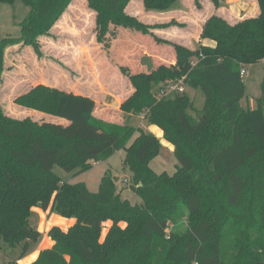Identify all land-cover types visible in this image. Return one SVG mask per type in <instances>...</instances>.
Segmentation results:
<instances>
[{
    "label": "trees",
    "instance_id": "obj_1",
    "mask_svg": "<svg viewBox=\"0 0 264 264\" xmlns=\"http://www.w3.org/2000/svg\"><path fill=\"white\" fill-rule=\"evenodd\" d=\"M23 1L30 10L21 36L6 37L0 45L30 44L38 52L39 36L50 34L71 0ZM88 1L100 18L129 17V0ZM176 1L145 0L148 8L160 10ZM213 1L220 6V0ZM256 1L258 14L235 24L211 15L202 37L215 46L192 49L166 40L178 65H159L121 105L124 113L143 114L163 130L179 162L172 174L151 166L161 153L160 138L143 127L96 116L92 96L39 84L16 98L77 123L68 125L71 131L76 126L73 136L63 135L61 129H68L57 124L9 115L1 102L5 62L0 58V249L21 247L24 256L42 238L30 223L33 207L51 206L76 222L67 230L53 226L49 235L55 244L31 264H264V77L256 107L242 104V71L264 59V0ZM173 24L182 23L153 27ZM184 76L204 95L195 114L186 91L157 96L162 83ZM122 149L141 203L116 194L111 172L93 192L55 171L60 167L75 176ZM185 210L189 218L183 225L176 214ZM170 220L177 227L168 231Z\"/></svg>",
    "mask_w": 264,
    "mask_h": 264
},
{
    "label": "rangeland",
    "instance_id": "obj_2",
    "mask_svg": "<svg viewBox=\"0 0 264 264\" xmlns=\"http://www.w3.org/2000/svg\"><path fill=\"white\" fill-rule=\"evenodd\" d=\"M242 1V5L248 9L246 13L240 11L232 19V11L227 10L225 16L232 24L258 14L256 0ZM182 2L187 6L186 12L183 15L172 14L173 9ZM217 9L213 0H177L166 10L148 8L145 0H129L125 7L129 17L116 20L107 16L100 18L88 0H71L52 26L50 34L39 36L38 52L30 44L0 45V58L5 62L1 102L9 115L30 117L46 123L48 127L57 124L68 129H61L63 135H75L73 131L76 126L71 131L68 125L77 123L16 102L18 96L39 84H45L77 94H91L97 102L96 116L145 128L148 122L143 114L124 113L121 105L159 65H178L177 59L173 60L176 56L175 48L166 40L194 45V49L200 47L198 38L202 37L204 25L211 15L225 18ZM29 10L30 6L23 0H15L13 4L0 2V40L21 36V22ZM172 20L182 24L153 27L156 23H169ZM186 31L190 32L189 35ZM246 70L243 74L246 95L242 104L254 108L257 105L256 99L262 94L264 60L247 65ZM186 93L193 102L190 111L195 114L203 106L204 95L199 89L188 85ZM164 139L163 133L160 138L161 153L151 161V166L157 172L167 170L172 174L179 162L174 154V145ZM126 153L125 149L117 151L109 159L99 164L94 162L91 169L75 176L60 167H56L55 171L71 183H85L93 192L99 190L105 173L111 172L116 176V194L121 193V197L129 199L132 204L141 203L142 197L131 186L132 172L124 166ZM187 212L185 210L176 214L179 219H183L180 221L183 225L187 224L189 218ZM169 222L168 231L177 227L173 220ZM30 223L38 229L36 216L30 217ZM112 223L110 220L104 224L102 239ZM166 234L169 236L171 233ZM8 251L19 253L22 248L5 246L2 251L0 249V264L8 262L5 254Z\"/></svg>",
    "mask_w": 264,
    "mask_h": 264
},
{
    "label": "crops",
    "instance_id": "obj_3",
    "mask_svg": "<svg viewBox=\"0 0 264 264\" xmlns=\"http://www.w3.org/2000/svg\"><path fill=\"white\" fill-rule=\"evenodd\" d=\"M220 3L221 4L219 7L216 6L218 8L217 10L219 12H221V14H224L223 16L227 15V10L232 11V13L230 15V17L232 19H233V16L237 17L236 14H239L240 11L246 13L248 10L246 7H244V5H242V4H244V2L242 0H220ZM186 8H187L186 4L182 2L180 5H178L176 8H174L173 12H171V13L183 15L186 12ZM258 12H259V9H258L257 13ZM225 18L227 19V16H225ZM186 33H188V35H189L190 32L186 31ZM198 41H199V43H198L199 45H201V44L212 45V46L216 45V42L209 39V38L200 37V38H198ZM184 45H186L192 49L195 48L194 45H193L194 46L193 47L192 45L190 46L187 43H185ZM175 59H176V56L173 60H175ZM86 95L92 96L91 94H86ZM144 129L153 132L159 138L163 137V130L155 124H149L148 123ZM167 143L171 144L170 142H167ZM100 162L101 161H98V162H96V164H99ZM51 208L52 207L45 210V209L38 207V206L33 207L31 216L32 215L36 216V219H37V222L39 225L38 230L41 231L42 238L38 243L32 245L30 250L24 256H20L21 251H19V253H18V251H13V252L8 251V253H5L8 256V262L6 264H31L32 262H34L39 257V254L42 250L51 248L55 244V241L49 235V231L53 226L57 225V226H60L61 228H63L64 230H67L70 226H72L76 222L75 218H69V217H65V216H62L60 214H57V213L53 212L51 210ZM2 250H3V248L1 249V251Z\"/></svg>",
    "mask_w": 264,
    "mask_h": 264
},
{
    "label": "built area",
    "instance_id": "obj_4",
    "mask_svg": "<svg viewBox=\"0 0 264 264\" xmlns=\"http://www.w3.org/2000/svg\"><path fill=\"white\" fill-rule=\"evenodd\" d=\"M197 61H198L197 58H194L192 60V64L195 65ZM242 72L244 74L247 72V70L243 69ZM186 87H187V84L185 81V76L182 78H178V79H170L161 84L160 90L157 93V96L163 97L168 94L183 93L186 91Z\"/></svg>",
    "mask_w": 264,
    "mask_h": 264
}]
</instances>
